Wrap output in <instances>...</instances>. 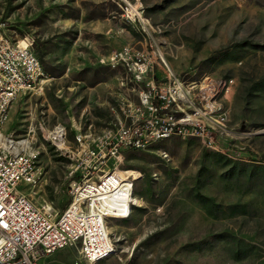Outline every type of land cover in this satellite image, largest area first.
<instances>
[{
    "label": "rangeland",
    "instance_id": "rangeland-1",
    "mask_svg": "<svg viewBox=\"0 0 264 264\" xmlns=\"http://www.w3.org/2000/svg\"><path fill=\"white\" fill-rule=\"evenodd\" d=\"M0 23L47 67L17 95L4 130L30 129L41 175L18 189L53 214L68 200L69 159L41 129L63 125L73 147L75 131L100 132L111 107L142 87L109 64L112 51L152 50L156 78L234 81L220 149L170 137L106 161L136 177L129 214L106 222L113 253L88 262L69 245L37 264H264V0H0Z\"/></svg>",
    "mask_w": 264,
    "mask_h": 264
},
{
    "label": "built area",
    "instance_id": "built-area-1",
    "mask_svg": "<svg viewBox=\"0 0 264 264\" xmlns=\"http://www.w3.org/2000/svg\"><path fill=\"white\" fill-rule=\"evenodd\" d=\"M153 56L152 50L127 44L110 53L109 64H124L130 80L142 87L135 101L122 98L111 107L113 120L100 132L75 131V145L68 147L63 125L41 129V135L59 145L69 159V199L53 214L49 203L36 205L18 189L21 182L34 183L41 175L30 129L21 134L4 130L17 95L37 88L46 74L30 41L11 40L0 23L1 263L37 264L41 256L69 245L76 246L88 262L113 253L106 222L129 214L135 175L131 170L104 167L123 149H145L170 137H192L207 148L220 149L217 140L225 134L227 120L224 99L233 78L185 79L171 71L156 78ZM158 58L163 62L161 55Z\"/></svg>",
    "mask_w": 264,
    "mask_h": 264
},
{
    "label": "trees",
    "instance_id": "trees-1",
    "mask_svg": "<svg viewBox=\"0 0 264 264\" xmlns=\"http://www.w3.org/2000/svg\"><path fill=\"white\" fill-rule=\"evenodd\" d=\"M43 65V64H42ZM47 67H45V65H44V67H43V69H44V71H46L47 72V69H46ZM69 199V198H68ZM68 201V200H67Z\"/></svg>",
    "mask_w": 264,
    "mask_h": 264
},
{
    "label": "water",
    "instance_id": "water-1",
    "mask_svg": "<svg viewBox=\"0 0 264 264\" xmlns=\"http://www.w3.org/2000/svg\"><path fill=\"white\" fill-rule=\"evenodd\" d=\"M0 264H3V263L0 262Z\"/></svg>",
    "mask_w": 264,
    "mask_h": 264
},
{
    "label": "bare ground",
    "instance_id": "bare-ground-1",
    "mask_svg": "<svg viewBox=\"0 0 264 264\" xmlns=\"http://www.w3.org/2000/svg\"><path fill=\"white\" fill-rule=\"evenodd\" d=\"M135 179H136V177H135Z\"/></svg>",
    "mask_w": 264,
    "mask_h": 264
}]
</instances>
